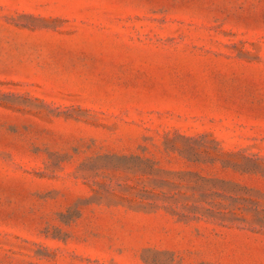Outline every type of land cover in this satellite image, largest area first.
<instances>
[{
	"label": "rangeland",
	"instance_id": "1",
	"mask_svg": "<svg viewBox=\"0 0 264 264\" xmlns=\"http://www.w3.org/2000/svg\"><path fill=\"white\" fill-rule=\"evenodd\" d=\"M0 264H264V0H0Z\"/></svg>",
	"mask_w": 264,
	"mask_h": 264
}]
</instances>
